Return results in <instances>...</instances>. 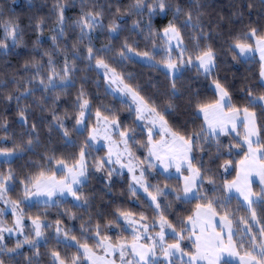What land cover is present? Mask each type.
<instances>
[{"label":"snow or ice","instance_id":"obj_1","mask_svg":"<svg viewBox=\"0 0 264 264\" xmlns=\"http://www.w3.org/2000/svg\"><path fill=\"white\" fill-rule=\"evenodd\" d=\"M80 4L79 16L69 24L65 15L67 0H56L51 49L38 51L39 58L26 60L20 71L27 76L14 78L15 90L0 97L6 104L15 102L17 118L24 129L23 138L16 143L8 135L6 118L0 116V131L4 132L0 142L12 140L11 147L0 146V157L9 165L7 169L0 167V203L9 206L0 207V264H42V256H47L48 264H264V91H257L264 90V26H253L257 22L251 19L254 12L264 19V0H235L232 5V17L244 27L239 31L229 29L226 50L237 63L247 62L255 53H259L260 60L257 85L242 88L241 100L234 98L229 84L217 75L220 50L212 42L202 43L213 39L212 21H204L202 9L206 5L202 0H187L186 6L180 0H130L126 6L119 0H80ZM145 13L147 23L143 20ZM132 17L135 19L127 30H139L136 34L143 36L145 50H140L139 42L128 38L119 44L118 50L111 43L95 46V33H106L110 40H118L127 18ZM153 17H163L167 22L154 28ZM2 18L0 10L5 33L0 50H7L9 44L4 41L10 38L12 47L21 44L22 30L16 20ZM227 22L232 24L233 19ZM216 25L219 28V20ZM45 26V21L40 20L35 30L42 33ZM189 29L191 51L185 41ZM69 31L75 34L71 44ZM219 38L217 32L216 39ZM36 43H40L39 37ZM57 56L63 57L59 71ZM125 61H142L162 72L168 79V100L158 104L152 97L142 95L141 86L130 82L134 79L131 74L125 76L112 66ZM80 63L98 76L99 70H103L102 78L107 81L105 94H120L119 102L127 104L134 117L132 126L122 122L118 109L103 103L93 112L92 100L84 87L87 76L82 78L69 109L58 111L61 96L53 94L75 87L74 76L81 71ZM191 68L195 69L197 79L212 78L215 98L202 100L199 91L189 87L188 119L183 123L170 122L169 117L179 111L171 102L180 93L177 81ZM36 111L42 118L48 114L49 137L57 133L63 147L72 150L68 155L58 156L51 139L42 142L40 129L31 119ZM69 120L74 121L71 128ZM80 136L84 139L78 143ZM225 137L230 139L225 141ZM41 147L43 151L37 152ZM105 149L103 156L92 154ZM139 149L146 150L143 158L136 155ZM198 153L207 154L213 162L225 155L242 154L243 158L238 161L235 179H224L217 185L215 173ZM25 154L38 156V160L26 161L19 171L11 167ZM231 165L232 160L226 159L220 168L228 172ZM157 168L164 173L174 168L179 174L176 179L181 182L175 186L148 182L149 170ZM120 169L131 173L128 187L133 197H138L139 189L147 193L153 215L122 208L89 213L92 200L83 189L90 178L102 173L110 191L112 177L119 175ZM254 176L258 178V190L253 188ZM205 181L213 185V193L221 195H210ZM17 185L20 195L12 199L9 193L15 192ZM232 192L238 196L234 208L231 196L226 195ZM67 197L76 202L74 207L88 214L87 219L67 208L58 210L53 220L48 219L47 210L35 216L25 212L28 201L42 203L45 209H59ZM173 201L196 203L189 215L177 216L174 222L169 219ZM8 212L14 217L11 227L2 219ZM64 217L81 221L78 234L66 227ZM126 232L131 235L130 240L123 235ZM12 234L23 239L17 238L10 245ZM186 240L191 241L190 246L185 244ZM49 243L54 246L47 248ZM25 246L30 254L21 251ZM41 247L46 248L44 253L40 252ZM69 249H74V253L70 255Z\"/></svg>","mask_w":264,"mask_h":264},{"label":"trees","instance_id":"obj_2","mask_svg":"<svg viewBox=\"0 0 264 264\" xmlns=\"http://www.w3.org/2000/svg\"><path fill=\"white\" fill-rule=\"evenodd\" d=\"M56 0H0V10L3 11L2 21H7L10 17L20 25V29L22 30V43L12 47L11 39H7L6 43L9 44V48L7 50H0V85L6 84V87H0V97L7 95L10 92H13L16 88V85L12 83L13 79H20V77L27 76L26 73L21 72L22 66L26 60L31 59L33 56L38 57V51L43 52L45 50H49L52 47V41L50 37L54 34L51 29L55 27V15H54V4ZM106 0H100V3H105ZM122 5H127L130 0H119ZM202 2L206 5L202 11L204 12V21L207 24L209 20L212 21L210 28L212 29V41H202V43L212 42L219 50L220 57L218 61L217 75L221 78H224L226 82L229 84L234 98L237 100H241L243 97L242 88L246 86L255 87L259 80V70H260V60L257 55H253V58L248 60L245 63H237L232 59V54L226 50L227 46L225 44V39L228 36L229 29H235L239 31L240 28L244 27L238 21H235V18L232 17L233 12V3L235 0H202ZM68 7L66 8L65 15L69 18V24H71L80 13V0H67ZM180 3L187 4V0H180ZM258 7V5H257ZM168 18H171V13H169ZM229 18L233 19V23L229 24L227 21ZM132 19L135 17L127 18V24L125 26V30L120 33V38L117 39H109L106 33L97 32L94 34V43L96 47H101L106 44H113L116 46L117 50L119 48V44L125 39L128 38L131 41H137L140 44V50H145V41L143 36H138L136 33L139 30L128 31L127 29H131ZM251 19L256 21V24L253 26H264V19L258 17L255 12L253 13ZM44 20L46 26L42 33H38L35 30V24ZM143 20L147 23V13H145ZM220 21V26L217 28L216 21ZM167 21L163 17H153V27H161ZM107 23V21H106ZM248 23V17L245 16V24ZM207 31V29H206ZM219 32L220 38L216 39V34ZM191 34V30H188V34L185 35V41L188 43L189 50L191 51L192 45L189 43V35ZM5 33L3 31L2 23H0V41L4 40ZM39 37L40 43L37 44V38ZM68 43L71 44L75 38V34L69 31L68 33ZM230 42V41H229ZM162 44V41L160 42ZM61 47H63V42H61ZM150 47V46H149ZM163 53H161V56ZM161 56H157V59H160ZM46 59V58H45ZM56 68L59 71L60 67L63 64V57L57 56L55 57ZM113 67L117 68V71L122 72L125 76L131 74L134 79L130 81L132 84H139L141 86L142 92L141 94L146 97H152L158 104H163L168 100L166 95L168 79L162 74V72L157 71L151 67H149L144 62H130L125 61L122 65L113 64ZM79 68L81 71L77 72L74 76L76 84L74 88L68 89L66 93H54L53 95L59 94L61 96L60 103L57 105V109L60 113H63L65 110L69 109L70 101L74 98L77 89L80 88L82 83V78L87 76V83L84 84V87L89 93V97L93 103V112L95 111V107L99 106L101 103L108 105L109 107H114L119 110V116L122 122L125 125L132 126V120L134 117L129 114L127 110V104L120 103V97L105 94V88L107 87L105 80L102 78V74L100 76L97 75L96 71H86L85 64L80 63ZM100 72V71H99ZM101 73V72H100ZM211 77L205 79L203 76H200L198 79L196 78V72L194 68L189 69L184 73V76L181 80L177 81L178 86L180 87V93L178 97L172 98L171 102L178 106V113L174 114L172 117H169L170 122L175 121L177 123H183L188 119V114L186 110V105L188 103V91L187 89L190 87L192 91H199L200 99L205 101H212L215 97L213 94V88L211 86ZM257 91H264L262 89H257ZM40 96L39 91L36 93V97ZM30 102V101H29ZM0 116L6 118L8 123V135L15 138L16 143H19L23 138L22 133L24 129L21 127L20 121L17 118V109L15 102L11 104H6L0 101ZM33 121H35L41 132V140L47 141L51 139V145L58 149L57 155H68L72 150L65 149L63 147V141L59 139L58 134L53 132L51 137H49L47 131V123H48V114L45 113L43 118L41 114L36 111L31 117ZM74 121L69 120L68 126L71 128V125ZM92 121L89 122L91 125ZM200 123L199 120L196 121V125L198 126ZM191 127V125H189ZM4 132L0 131V136H3ZM87 135V133H85ZM84 137H77V142L83 141ZM138 139H142V137L138 136ZM227 141L230 138H222ZM0 146L3 147H11L12 140L6 142H0ZM37 152L43 151V147L36 150ZM214 152V149L212 150ZM105 151L96 152L93 151V156H103L105 155ZM197 155L202 156L205 162L206 167L212 169L213 173H215L216 184L219 185L222 180H232L235 179L237 171H238V161L243 158L241 155H225L221 159L216 161H210L207 154L198 153ZM230 159L232 160V165L229 168L228 172H224L220 165L223 164L224 160ZM38 160V156H34L32 154H25L23 159H16V162L11 165L14 169L19 171L21 165H24L26 161H36ZM0 167L7 169L9 167L8 164H4L3 160H0ZM27 170V169H25ZM157 178L155 179L159 184H170L175 186L180 183L178 179H176V175H166L161 171H157ZM165 176H169V179H165ZM106 181L99 176V173H95L93 177L90 178L87 186L83 189L84 193L89 196L92 200V207L89 209V213L94 214L96 211L101 210L104 212H110L116 208H122L124 210L132 211L134 213H145L148 216L153 215L151 208H149L150 200L139 191L138 197H133L129 191L130 177L126 173H121L119 175H114L112 177L111 190L105 186ZM257 185V184H256ZM255 185V190H258ZM205 188L209 190L210 195H221L219 192L213 193V185H210L205 181ZM20 195V186H16L15 192H10L9 196L12 199H16L17 196ZM226 195L231 196V207H235L237 205L238 196L234 193H230ZM171 200V198H169ZM76 202L70 198H66L64 203L57 208H48L45 209V206L40 203H32L27 204L25 207V212L28 216H35L40 212H44L47 210L49 213L48 219L53 220L57 218V211H63L65 208L69 209L70 212L74 213L77 216H84L87 219L88 214L85 213L82 209H78L73 205ZM196 201H193L191 204H180L179 202L173 201V206L169 209V219H172L175 222V218L177 216L185 217L190 214L191 210L194 209ZM241 215L244 213L241 212ZM65 221V225L68 228L74 230L75 234H78L81 221L71 220L68 217L63 218ZM11 219L8 218V221ZM127 239H131L130 233L123 234ZM23 239V237H9L10 245H14L15 240ZM185 244L191 245V241L186 240ZM54 246V243H49L47 248H51ZM26 255L30 254L29 249L25 246L22 249ZM46 251L45 247L40 248V252L44 253ZM71 255L74 253V249L67 250ZM19 259H23L22 257ZM42 264H48L47 256L41 257Z\"/></svg>","mask_w":264,"mask_h":264},{"label":"rangeland","instance_id":"obj_3","mask_svg":"<svg viewBox=\"0 0 264 264\" xmlns=\"http://www.w3.org/2000/svg\"><path fill=\"white\" fill-rule=\"evenodd\" d=\"M257 56H258V58H259V54H258ZM99 71H100L101 74H102L103 70L101 69V70H99ZM105 82H106V85H107V81H106V80H105ZM113 88H115V85H113ZM116 96H118V97L121 98L120 94H117ZM128 102H129V103L131 102V101H130V98L128 99ZM99 146H100V145H98V147H99ZM136 155H137V156H140L141 158H143V156L146 155V150H144V149H139L138 151H136ZM0 160H4V158H3V157H0ZM117 168H119L118 165H117ZM159 170H162V169H161V168H157V169H155V170H152V169L149 170V171L151 172V175L147 176L148 182H150V183H152V184H159V183L155 180V179L157 178V176H158L157 171H159ZM120 172H121V173H126V174H128L129 177H130V183L132 182V180H131V173H129V172L127 171V169H120ZM162 172H163V171H162ZM163 173H164V172H163ZM165 174H166V175H176V174H177V176L179 175L178 173L175 172V169H174V168H173V169H170L169 172H168V173H165ZM102 175H103L102 173H99V176H100V177H102ZM139 191H141L142 193H144V195L150 200V198L147 196V193H145V192L143 191V189H139ZM67 198L72 199L71 197H67ZM32 203H35V201L33 200V201H28V202H27V204H32ZM0 207H4V208L7 209L9 206L0 203ZM8 218L11 219V220L8 221ZM2 219H4V221L6 222L7 226H9V227L12 226L11 222H12V220L14 219V217L11 215L10 212H8L4 217H2ZM6 235H7V234H6ZM12 236L17 237L15 234H12Z\"/></svg>","mask_w":264,"mask_h":264},{"label":"crops","instance_id":"obj_4","mask_svg":"<svg viewBox=\"0 0 264 264\" xmlns=\"http://www.w3.org/2000/svg\"><path fill=\"white\" fill-rule=\"evenodd\" d=\"M259 53H255V54H253V55H258ZM159 171H163V170H159ZM176 176H177V174H176ZM252 179H253V181H254V183H253V188H254V190H255V185L258 183V178L257 177H252ZM232 193H234L235 195H237L235 192H232Z\"/></svg>","mask_w":264,"mask_h":264}]
</instances>
